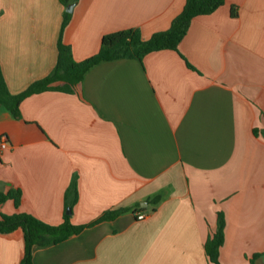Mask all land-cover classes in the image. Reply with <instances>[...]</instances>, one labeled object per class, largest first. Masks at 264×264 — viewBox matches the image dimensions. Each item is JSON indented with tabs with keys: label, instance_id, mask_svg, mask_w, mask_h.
Instances as JSON below:
<instances>
[{
	"label": "crops",
	"instance_id": "1",
	"mask_svg": "<svg viewBox=\"0 0 264 264\" xmlns=\"http://www.w3.org/2000/svg\"><path fill=\"white\" fill-rule=\"evenodd\" d=\"M186 1L78 0L63 41L82 62L104 36L133 29L148 40L169 30ZM64 11L59 0H0V65L12 94L54 70ZM20 110L17 120L0 107L9 145L0 193H21L20 206L9 200L0 216L61 225L75 178L74 225L124 211L36 248L34 264H211L204 245L219 213L221 264L264 254V0H225L193 19L178 52L100 63L78 94H35ZM23 249L0 238V264H19Z\"/></svg>",
	"mask_w": 264,
	"mask_h": 264
},
{
	"label": "trees",
	"instance_id": "2",
	"mask_svg": "<svg viewBox=\"0 0 264 264\" xmlns=\"http://www.w3.org/2000/svg\"><path fill=\"white\" fill-rule=\"evenodd\" d=\"M65 8L63 21L58 40L57 63L51 74L32 84L21 94H12L6 84L0 65V107L8 109L15 119L21 120V104L29 96L49 91L63 92L67 94H78L84 76L89 70L103 62L117 60H136L143 63L145 57L151 53L160 51L178 52L180 43L187 35L194 18L209 16L220 9L225 0H187L182 13L176 17L169 30L154 34L145 40L137 30H125L104 36L101 41L99 53L87 60L77 62L73 58L71 48L63 41L64 32L72 20V14L66 12V8L78 0H59ZM233 16H237L236 8ZM187 66L195 70L187 62ZM13 200L18 208L21 201L20 191L10 190L0 193V209L4 204ZM161 201V196H155L150 204L156 205ZM78 202L77 180L73 179L66 193L67 210L73 209ZM124 212L113 211L102 214L95 221L86 225H74L71 215L65 213L63 223L59 226L48 225L38 218L24 213L13 215L1 214L0 216V238L7 241H22L24 249L19 264H34L33 253L36 248L58 245L70 239L74 235L82 233L103 221L112 220ZM225 217L223 213L218 214L216 231L207 239L204 250L211 264H221L220 253L225 244ZM264 254L254 257L250 264Z\"/></svg>",
	"mask_w": 264,
	"mask_h": 264
},
{
	"label": "built area",
	"instance_id": "3",
	"mask_svg": "<svg viewBox=\"0 0 264 264\" xmlns=\"http://www.w3.org/2000/svg\"><path fill=\"white\" fill-rule=\"evenodd\" d=\"M8 142H7V139H6V137H1L0 138V151H4L5 149H7L8 148ZM146 218V216L144 215V214H139L138 216H137V219L139 220V221H142V220H144Z\"/></svg>",
	"mask_w": 264,
	"mask_h": 264
},
{
	"label": "water",
	"instance_id": "4",
	"mask_svg": "<svg viewBox=\"0 0 264 264\" xmlns=\"http://www.w3.org/2000/svg\"><path fill=\"white\" fill-rule=\"evenodd\" d=\"M75 7V4H70L67 8H66V12L72 14L73 13V9ZM67 215H71L72 211L71 209H68L66 212ZM255 264H264L263 259L259 258Z\"/></svg>",
	"mask_w": 264,
	"mask_h": 264
},
{
	"label": "rangeland",
	"instance_id": "5",
	"mask_svg": "<svg viewBox=\"0 0 264 264\" xmlns=\"http://www.w3.org/2000/svg\"><path fill=\"white\" fill-rule=\"evenodd\" d=\"M256 263V262H255Z\"/></svg>",
	"mask_w": 264,
	"mask_h": 264
}]
</instances>
